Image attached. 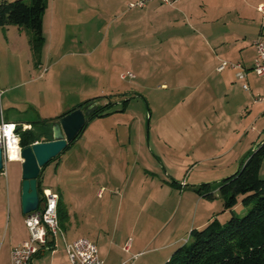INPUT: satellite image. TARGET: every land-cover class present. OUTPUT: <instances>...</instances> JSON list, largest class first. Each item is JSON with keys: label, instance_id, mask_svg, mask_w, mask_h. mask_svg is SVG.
<instances>
[{"label": "crops", "instance_id": "obj_1", "mask_svg": "<svg viewBox=\"0 0 264 264\" xmlns=\"http://www.w3.org/2000/svg\"><path fill=\"white\" fill-rule=\"evenodd\" d=\"M113 1L122 13V31L119 32L122 39L136 41L150 33L165 34L170 36L169 39L172 38L171 42L165 38L170 47L168 50L172 51L174 58L171 61L177 64L178 58L182 69H188L182 80L184 85L191 86L185 88L193 87L196 103L209 102L212 106L206 109L194 108L200 115H209V121L204 122L201 131L207 133L213 130L216 137L215 145L206 141L200 143L203 150L197 149L195 156L201 159L197 162L222 160L221 165L214 166L218 168L215 171H232L233 163L236 164L241 157L247 155L250 146L264 131V126L257 132L253 125L248 128L250 123L260 120L264 115V102L255 100L258 95H264V78L258 77L252 70L256 55L253 43L258 37L264 41L263 0L257 2L256 8L253 3L255 0H240L238 4L232 0H177L172 6L165 5L160 0H150L141 8H128V3L136 0ZM125 1L127 8L123 9ZM230 10H238L236 18L231 17L227 25L232 27V33L233 28H236V31L242 29L252 33L248 41L252 51L250 55H245V44H242L239 38L228 41L223 36H220L221 39L216 37L222 33L215 32L212 36V40L218 39L216 47L219 53L209 46L204 33H211L212 27H215L212 26L214 20L227 16ZM251 10L254 13H251ZM240 20L242 21L239 22ZM42 22L44 32V19ZM122 39L117 42L124 43ZM242 42L246 43V40ZM44 44L45 40L36 54L37 60L34 61V66L40 67V70L44 65L55 63L52 57L56 54L52 55L51 52L53 47L47 49ZM159 46L164 47L161 44ZM62 50L64 51L63 48ZM173 50L177 52V56ZM202 50H207L203 57ZM62 56L63 53L57 60L60 61ZM221 60L239 62L245 67L248 89L242 87L243 81L236 77V70L230 67L222 71L217 70ZM176 78L173 77L172 80ZM165 85L168 84H160L161 87ZM177 87H180L179 84L174 86ZM222 95H228L224 102H220ZM38 98L39 96L36 100H25L30 103H25L32 113L30 120L9 117L4 111L0 115L1 119L31 127L33 121L55 118L79 105L74 104L75 106L69 108L65 100H59L57 107L48 111ZM249 117H252L250 121ZM248 130L256 133L248 135ZM110 131L98 130L94 137H84L82 133L57 160L44 168L41 176L42 190L56 192L64 204L67 216L59 225L65 236L70 235L71 239L67 241L80 237L88 238L96 244L99 256L106 264H163L184 242V236L179 230L176 231L175 225L173 229L169 228L171 219L174 220L176 216L183 219L187 204L192 207V204L197 202V205L203 203L206 207L207 201L189 187L192 184L188 185L173 178L169 180L171 174L167 171L163 174L161 170H155L152 163L156 159L163 165V157L166 155L163 151L161 154H155L150 150V154L143 146L145 142L142 138H122L119 133ZM158 141L157 139L155 143L160 151ZM206 145L211 147L205 148ZM227 145L229 147L224 149ZM49 166L52 168L53 178L46 182V169ZM5 184L3 170L0 171L2 209L5 205L2 201ZM187 192H193V195H187ZM214 193L217 196V191ZM15 194L17 198L21 195V187ZM208 221L209 218L200 219L195 227L200 228ZM190 231L188 230L189 233ZM27 238L28 235L10 243L6 255L0 258V264H10L11 248ZM56 248L57 246L53 249H41L31 258L30 264H34L36 259L38 262L39 257L48 251L53 255L50 264H70L65 247L62 256H56L58 259L55 261ZM37 262L35 261V264H38Z\"/></svg>", "mask_w": 264, "mask_h": 264}, {"label": "rangeland", "instance_id": "obj_2", "mask_svg": "<svg viewBox=\"0 0 264 264\" xmlns=\"http://www.w3.org/2000/svg\"><path fill=\"white\" fill-rule=\"evenodd\" d=\"M24 1L28 3L30 0ZM239 1L232 0L235 4ZM258 1L260 0L253 1L254 8ZM126 4L125 1L123 9L127 8ZM116 5L113 0H45L42 16L45 22L44 47L47 49L53 47L52 55H56L52 57L55 63L50 66L44 65L41 70L38 69L40 67L34 66L37 58L31 49L30 30L15 25L0 26V115L4 111L9 117L30 120L32 113L27 108L25 103L28 102L25 100H36L37 96H39L37 100L43 102L48 111L57 107L59 100H65L71 108L75 106L74 104L99 96L102 97L100 104L106 103L109 99L114 102L112 107L114 112L88 121L82 132L84 137H94L98 130L109 132L112 130L119 133L122 138L128 136L132 139L142 138L145 142L143 146L150 154H152L150 150L155 154H161V151L166 154L163 157V165L156 159L152 163L155 170H161L163 174L167 171L171 174L169 180L173 178L188 185L214 182L232 175L238 169L239 160L236 164L233 163L234 169L228 173L215 171L218 169L215 165H221L222 160L197 162L201 160L195 156L197 149H202L200 143L206 141L215 145L216 137L213 130L207 133L201 131L204 122L208 123L209 115H200L194 108L197 110L198 107L206 109L212 106L209 102L196 103L193 87L185 88L191 86L184 85L182 80L188 69L187 67L182 69L178 58L177 64L171 61L174 58L167 45L170 36L150 33L136 41L122 39L119 36V32L122 31L120 30L122 13ZM236 11L238 10H230L227 16L218 17L212 24L215 27H212L211 33L204 34L209 46L215 48L217 53H219L216 47L217 38L223 36L228 41L239 38L246 46H243L245 55H250L252 51L248 41L252 33L242 29L236 31V28H233L232 33V27H227L230 18H236ZM215 32L222 35L212 40ZM120 38L125 42L119 44L117 40ZM171 40L172 38L168 41ZM243 40H246V43H243ZM160 44L164 47H160ZM206 51L202 50V57ZM62 53V59L58 61L57 58ZM176 53L174 51L175 56ZM129 72L135 77L120 78V73ZM173 77H177L176 80L173 81ZM162 82L168 85L161 87ZM178 84L180 87L174 88ZM121 93L125 95H120ZM106 95L111 97H104ZM227 97L228 95H222L220 102H224ZM125 98H129L126 109L120 111L122 100ZM250 100L253 101V98ZM251 118L249 117L248 121ZM245 123L242 125L243 128ZM19 125L23 129L24 125ZM252 125L256 132L262 128L264 115L260 120L250 123L248 128ZM24 129H29V126ZM256 132L248 130V135ZM157 139L160 151L156 148ZM263 141L264 131L255 139L249 151L256 149L258 143ZM228 147L229 145L224 149ZM3 170L6 184L2 194L4 209L0 207V258L6 255L10 243L29 235L21 211L20 196L17 198L15 194L21 187L22 162L5 161ZM260 170L262 176L264 157ZM52 175V168L49 166L46 169V182L52 180ZM187 193L193 195V192ZM204 199L207 201L206 207L203 203L197 205V202L192 204V207L187 204L183 219L177 216L174 220L171 219L169 228L173 229L175 225L176 231L179 230L184 236L182 241L189 238L188 230L196 228L200 219L217 218L224 224L232 215L242 216L250 208V205H243L241 197L232 209L224 208L223 199L218 194L213 199ZM65 238L71 239L69 234ZM56 246L57 252L54 257L57 262V257L64 253V240L59 233L56 237ZM51 256L53 255L50 251L45 252L39 257L38 262L37 259L34 260V264L35 261L38 264H50Z\"/></svg>", "mask_w": 264, "mask_h": 264}, {"label": "trees", "instance_id": "obj_3", "mask_svg": "<svg viewBox=\"0 0 264 264\" xmlns=\"http://www.w3.org/2000/svg\"><path fill=\"white\" fill-rule=\"evenodd\" d=\"M44 10L45 0H30L28 3L24 0H1L0 26L15 25L29 29L31 49L36 55L44 42L42 28ZM104 97L110 98L111 95ZM101 98L97 96L87 99L74 108L91 101H100ZM128 101L129 98L122 100L120 111H125ZM113 105L114 102L110 99L100 104L97 111L90 116L89 121L95 117L113 113ZM60 116L40 118L33 121L29 129H21L18 124L20 146L24 148L36 141L50 140V126ZM77 138L69 143L65 151ZM63 153L52 158L50 162L57 160ZM263 157L264 141L259 142L256 149L247 153L232 175L214 182L189 185L195 193L207 199H213L216 196L214 192L217 191L223 199L225 209L235 207L239 197L243 205H250V208L242 216L232 215L224 224L217 218H212L204 226L191 229L189 238L177 247L163 264H264V174L260 175ZM48 164L41 167L37 179L39 204L42 202V171ZM57 213L59 223L62 224L67 212L60 199H58Z\"/></svg>", "mask_w": 264, "mask_h": 264}, {"label": "built area", "instance_id": "obj_4", "mask_svg": "<svg viewBox=\"0 0 264 264\" xmlns=\"http://www.w3.org/2000/svg\"><path fill=\"white\" fill-rule=\"evenodd\" d=\"M150 0H136L128 3V8L144 7ZM165 5L172 6L177 0H160ZM264 27V16L262 19ZM254 47L256 55L253 61L252 70L258 77L264 78V41L260 37L255 39ZM230 67L236 70V77L243 81L242 87L248 89L245 82L246 70L239 62H229L221 60L217 70L222 71ZM131 72L121 73L120 78H134ZM255 100L264 102V95H258ZM26 126L24 125L23 128ZM18 124L0 121V148L2 150L3 161L18 160L22 161L19 144ZM13 149L14 157L10 155ZM59 196L56 192L49 189L42 190V202L38 207L25 214L24 222L28 230V238L20 244L15 245L10 250V264H30L31 258L39 253L41 249L54 248L56 246V237L58 233L64 240V247L70 264H106L99 256L98 248L95 243L85 237L77 238L73 241H67L64 232L60 228L57 204ZM187 240V239H186ZM185 240V241H186ZM52 242V244H49ZM52 245V246H50Z\"/></svg>", "mask_w": 264, "mask_h": 264}, {"label": "water", "instance_id": "obj_5", "mask_svg": "<svg viewBox=\"0 0 264 264\" xmlns=\"http://www.w3.org/2000/svg\"><path fill=\"white\" fill-rule=\"evenodd\" d=\"M100 102L95 100L83 106L71 109L61 115L51 124V139L36 141L21 150L22 182H21V211L27 214L39 205L37 179L41 167L48 164L52 158L63 153L69 143L74 141L84 131L90 116L95 113ZM252 150V149H251ZM2 150L0 148V171L4 168ZM246 155L241 157L238 167Z\"/></svg>", "mask_w": 264, "mask_h": 264}, {"label": "bare ground", "instance_id": "obj_6", "mask_svg": "<svg viewBox=\"0 0 264 264\" xmlns=\"http://www.w3.org/2000/svg\"><path fill=\"white\" fill-rule=\"evenodd\" d=\"M10 155H12V157H14V151H13V149L10 151Z\"/></svg>", "mask_w": 264, "mask_h": 264}]
</instances>
